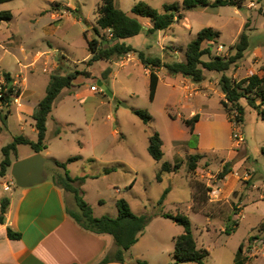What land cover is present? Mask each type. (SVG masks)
<instances>
[{
  "label": "rangeland",
  "instance_id": "obj_1",
  "mask_svg": "<svg viewBox=\"0 0 264 264\" xmlns=\"http://www.w3.org/2000/svg\"><path fill=\"white\" fill-rule=\"evenodd\" d=\"M173 1L181 3L183 0H116L124 12L143 25L140 35L121 43L149 57L160 58L163 63L184 62L187 46L197 34L205 28H214L222 36L212 44H204L203 48H213L212 57L229 58L234 54L233 48L244 25L249 23L250 47L245 58L225 75L241 80L254 74L255 68L260 71L264 67V0H242L243 7L195 8L183 13V19L168 30L155 34H148V23H151L148 18L132 12L140 2L162 12L163 6ZM100 4L101 0H14L0 5V12L10 11L13 14L12 21L0 23L1 79L4 73L21 77L25 81L24 86L21 81L15 85L23 93V103L37 104L46 96L51 75L55 72L62 75L76 71L86 73L78 76L73 88L69 89L76 98L64 100L63 94L57 100L47 126V145L58 162H66L72 157L81 158L69 164L67 172L70 176L84 179L79 185L95 215L116 218L120 199H125L136 214H185L192 223L198 246L210 253L204 264H235L237 249L248 236L243 254L252 255L248 261L250 264H264V232H251L264 218V201L261 199L264 195V120L243 101L247 108L241 127L246 135V145L230 156L221 152L224 158L232 161V166L236 165L234 172L241 180L247 177L245 182L237 184L247 205L243 217L235 215L243 209L241 203L235 204L232 200L228 202L222 198L217 207L203 205V199H216L222 190L218 175L222 172L223 158L206 156L199 161L196 171H190L192 151L189 148L195 145L185 142L189 138V130L179 117L186 119L193 110H201L199 114L205 118L224 121L220 87L222 74L204 70L205 80L198 87L192 85L194 82L191 79L190 83L183 85L179 82L169 85V80L176 76L161 68V85L156 100L151 101L150 75L137 53L89 65L91 52L88 40H99L104 47L112 44L110 33L102 31L96 23V11ZM95 29L99 30V34ZM220 45L225 47L222 53L217 51ZM21 48L32 54L28 61L24 60ZM47 52L55 55L50 63L47 58L52 54ZM209 60V56L203 58L205 62ZM27 64L30 68L24 69ZM45 68L47 73H43ZM107 69L110 72L105 75ZM103 80L107 82L105 85L112 97L105 92L92 91L93 86L101 89L99 83ZM183 86H188L187 92L200 93L186 98ZM134 109L146 110L152 117L151 122L145 124L134 114ZM19 115L26 118L14 106L8 114V121L5 120L6 124L0 120V165L4 159L2 148L15 137L33 138L30 127L24 134L21 132L23 122ZM156 132L164 142L161 163L153 160L148 152L149 140ZM34 154L30 146L22 145L18 147V155H12L11 159L14 164ZM164 162L180 163L181 168L178 173L167 174L163 182H158L156 177ZM11 170L8 178H0L1 201L18 190ZM46 170L47 174L56 171L51 164L46 165ZM250 182L256 187L249 186ZM167 189L169 193L160 204ZM194 189L198 191L196 205L192 200ZM238 195L235 193V196ZM236 208L239 210L236 211ZM229 219L239 223L232 235L222 231L229 225ZM174 227L171 233L163 232L177 236L183 233L182 226ZM250 237L253 238L251 242ZM160 239H155L145 259L140 262L173 263L174 244L164 234Z\"/></svg>",
  "mask_w": 264,
  "mask_h": 264
},
{
  "label": "trees",
  "instance_id": "obj_2",
  "mask_svg": "<svg viewBox=\"0 0 264 264\" xmlns=\"http://www.w3.org/2000/svg\"><path fill=\"white\" fill-rule=\"evenodd\" d=\"M14 0H0V5L9 3ZM242 0H217L211 2V0H183L173 1L172 3H166L163 6V11L153 9L143 2L138 3L132 10V12L139 17L148 18L152 23V27L148 29V34H155L158 31H165L171 28L176 22L183 19V13L195 8H219L226 6L243 7ZM13 20V14L10 11L0 12V23L10 22ZM96 23L102 31H108L112 38V44L107 47L103 46V43L99 40H88L89 50L91 52V59L89 65L100 62L102 60L113 61L115 58H121L130 53H137L141 64L150 69V100L154 101L158 89L159 77L156 70L165 68L171 74L178 76L181 75L184 78L191 79L194 83H201L205 80L204 70L208 72H214L222 74L220 79V87L224 94V100L221 104L230 122L235 120L241 124L244 121L246 105L254 110L259 117L264 120V75H252L241 80H234L227 75L226 72L230 71L232 67L236 66L238 62L244 59L245 53L250 47V39L248 31L250 28L249 23H246L242 33L240 34L237 43L234 46L235 54L229 58L212 57L210 49L203 48L205 43H213L219 39L222 35L220 31L214 28H205L201 30L194 41H192L186 49L184 62L163 63L160 58H152L147 56L144 52H139L132 46H127L125 43H121L123 40H127L136 37L143 31L142 23L126 12H124L117 4L116 0H101L100 6L96 11ZM99 34V30L95 29ZM85 38L88 39L87 33ZM209 56L210 60L205 62L203 58ZM264 71V69H263ZM110 72V69L105 71V75ZM86 73L74 72L67 75H62L59 72H55L51 75V80L47 88L46 96L42 99L33 115L35 121V128L38 132L37 141H31L25 136H17L13 141L2 148L4 159L0 165V178L8 176L10 169L13 166L11 159L12 155H18V147L22 145L30 146L35 154L43 153L47 150V123L56 100L61 93L66 89H71L74 86V81L80 75ZM104 79H107L106 77ZM14 78L10 73L3 74V83L0 87V102L2 108H0V120L5 123L8 118L9 107L12 105L13 99L21 96V91L17 89L14 84ZM246 102V105L243 104ZM7 111V112H6ZM134 114L137 115L145 124H149L152 120L151 115L146 110L134 109ZM6 113V114H5ZM200 120V115L196 114L191 119H183L184 124L189 128L191 133V141L189 145L197 144V136L194 134V126ZM58 131L57 135H59ZM163 140L159 133H154L149 140L148 152L150 156L156 162L160 163L164 159L163 152ZM203 159L201 155L190 156V171L194 172L198 168L199 161ZM80 157H72L64 163H60L56 160L54 164L57 168L65 171L64 174L57 171L51 172L53 182L60 188L71 193L74 196L75 203L78 207V212L70 213L71 217L85 230L95 234H108L115 240L116 250L113 253H109L98 264H110L126 262L128 251L135 246L140 236L146 230L148 225L152 222L155 215H137L133 212L130 204L125 199H120L117 202L118 216L116 218L103 216L95 217L93 209L84 200L82 195L81 186L84 179L72 178L67 172L69 164L80 161ZM91 162H95L91 160ZM181 168L180 163L175 165L169 162L162 164L160 172L157 174V181L162 182V176L165 173H178ZM232 172V164L226 163L222 172L218 175V180H224ZM198 191H193V201L198 204ZM169 189H167L162 196L160 204H163ZM209 197L201 201L202 204H206ZM10 207V198H4L1 201V216L0 222L5 224V216ZM238 209H236L237 211ZM238 213H235L237 215ZM162 217L172 220L179 226L184 228V233L174 239V264H204L205 259L210 255L207 249L199 248L197 240L193 233L192 223L189 217L185 214H159ZM229 225L226 227L224 233L232 235L239 223L229 219ZM253 231L264 232V223H260ZM7 234L11 240H21L22 234L14 232L8 228ZM250 237L249 242L252 241ZM245 243H242L237 258L243 253ZM139 264H145L139 262Z\"/></svg>",
  "mask_w": 264,
  "mask_h": 264
},
{
  "label": "crops",
  "instance_id": "obj_3",
  "mask_svg": "<svg viewBox=\"0 0 264 264\" xmlns=\"http://www.w3.org/2000/svg\"><path fill=\"white\" fill-rule=\"evenodd\" d=\"M54 17L56 18L57 15H54ZM148 26H150L151 28L152 23H148ZM250 30L251 29L249 28V31ZM233 51L235 54V50ZM21 52L23 54V58L25 61H28L32 57V54L30 55L27 54L24 48H21ZM47 54H52L51 56H49V58H47L49 60L48 63H50L52 57L53 56L55 57V55L52 52H47ZM240 62H238V64ZM23 68L29 69L30 64L24 65ZM144 69L150 75V69H146L145 67ZM263 69L264 67H262L260 71H257V69L255 68V73L252 75L258 74L263 76L264 75ZM161 71L162 69L156 70L157 75L159 77V84H158L155 100L157 98L158 90L161 85V77H160ZM12 77L15 80L14 84H18V82L21 81V84L24 86L25 81L21 80V77L13 76V75ZM169 81L171 82V84L169 85H174L175 82L176 83L179 82L181 83V85L191 82L189 78H184L181 75H178L174 79L172 78ZM2 83H3V78L1 79L0 77V87ZM102 83L105 85L107 82L103 80ZM192 85L198 87L199 83H193ZM187 88L188 86L186 87L183 86V90L186 91V98H188ZM70 91L71 90L67 89L61 93V95L64 94V100L76 98V96H73V94H71ZM198 93H200V91L195 92L194 96L197 95ZM222 96L223 99L222 98L221 99L224 100L223 92H222ZM23 99L24 96L22 93L20 97L13 100L12 105L9 107V111L11 112L14 106H16L17 110L26 116L27 119L26 118L24 119L22 117L20 118L19 115V119L21 120V122H23L22 123L23 126L21 127V132L24 134L27 130V127H30L31 133L33 134V138H29V137L27 138H29L31 141H37L38 132L35 128V121L33 119V115L36 112L39 103L37 104H32L29 102L23 103ZM0 108H2L1 104H0ZM200 111L201 110L198 111L193 110L191 112L190 117L186 118V119H191L196 114L200 115V120L194 126V134L197 136V144L196 146H193L189 149L190 151H192L191 152L192 155L198 154L203 156V158L212 155L214 157L218 156L219 158L220 157L223 158L221 159V167L223 170L224 165H226V163H232V161L230 159L224 158V153L221 152H227L228 155L230 156L232 155V153H234V151L238 150L234 147V142L231 134V128L233 129L232 123L227 118L226 113H225V120L220 121L217 118H205L204 116L199 114ZM179 118L185 119L184 116ZM172 121H176V120H172ZM191 137L192 136L189 130V138L185 140V142H189ZM245 139H246V135H245ZM245 145H246V141H245ZM48 149L49 146L47 150H45L42 154L51 159L54 158L57 161V158L53 157L52 154H50V152L48 151ZM60 163H64V162H60ZM176 163L177 162L170 164L175 165ZM53 167L56 169L57 172L59 173L62 172V169L57 168L55 164L53 165ZM235 167L236 165L232 166V172L224 180L221 181L220 184L222 186V190L220 194L216 195L215 197L216 199L209 198L208 202L205 205L207 206L213 205L214 207H217L218 203L221 202L222 198L225 200L227 199L228 202L232 200L233 202H235V204L241 203L240 206L243 209L236 215V217L242 218L245 209L247 208V205L244 204L242 200L243 196L242 194H240L238 190L239 187L237 184L239 182H245L247 178L245 176L244 180H241L238 174L234 172ZM167 174L171 176L176 173L163 174L162 182L165 178V175ZM71 177L78 178L77 176H71ZM6 178H8V176L2 179H6ZM249 186L256 187V185L251 182L249 183ZM235 193H238L239 195L235 196ZM70 195L72 196L71 199H69ZM82 195L85 200L86 198L84 196L85 193L83 190H82ZM9 198H10V207L5 216V224H2L0 222V264H98L109 253H113L116 250L115 240L111 235L95 234L90 231H87L83 229L71 217L69 212L70 213L78 212L76 210L78 207L75 203L74 196L71 193L65 191L64 189L58 187L53 182L51 174H48V179L45 183L26 189L18 188V190L15 191L14 194H11ZM261 199L262 201H264V195L261 196ZM192 200H193V192H192ZM117 213L119 214L118 210ZM196 213H201V212L196 211ZM137 215H143V214H137ZM0 216H1V200H0ZM94 216L103 217V216H97L95 215V213ZM262 221H264V218L262 219ZM262 221H260L259 224ZM259 224H257L251 229L252 233L253 230L256 227H258ZM175 225L178 224H176L172 220L162 217L159 214L155 216L152 222L148 225L146 230L140 236L138 243L128 251L126 262L124 264H139V262L142 261V259H145L146 253L148 252V249L152 246V243L156 241L155 239L157 238L160 239L163 234L164 237L170 239L171 243L174 244V250H175L174 239L180 235L177 236V234L174 235L165 234V232L171 233V229L175 228L174 227ZM8 228L12 229L14 232L21 233L22 234L21 240L9 239L7 234ZM164 230L166 231L163 232ZM222 231L224 232L225 229L222 228ZM156 235H159L160 238L157 237ZM247 238L244 240L243 243L246 242ZM240 246L238 247L236 252L235 264H250L248 261L252 255H250L249 253L247 255L242 253L237 258V253ZM243 252L245 253V250ZM253 252L254 253L256 252V248L253 249ZM172 262H173L172 264H174V256ZM110 264H120V263H110Z\"/></svg>",
  "mask_w": 264,
  "mask_h": 264
},
{
  "label": "water",
  "instance_id": "obj_4",
  "mask_svg": "<svg viewBox=\"0 0 264 264\" xmlns=\"http://www.w3.org/2000/svg\"><path fill=\"white\" fill-rule=\"evenodd\" d=\"M99 85L106 95L112 97L106 85L102 82ZM47 164L54 165V161L45 157L42 153L15 162L11 168V176L16 186L20 189H26L45 183L48 179Z\"/></svg>",
  "mask_w": 264,
  "mask_h": 264
},
{
  "label": "built area",
  "instance_id": "obj_5",
  "mask_svg": "<svg viewBox=\"0 0 264 264\" xmlns=\"http://www.w3.org/2000/svg\"><path fill=\"white\" fill-rule=\"evenodd\" d=\"M209 49H210V51L212 53L213 48H209ZM224 50H225V47L222 46V45H220L217 48V51L219 53L224 52ZM47 72H48V69L45 68L44 69V73H47ZM187 90H189V89H187ZM92 91H94L96 93H103V91L101 89H99V87H97V86H93L92 87ZM194 93L195 92H193V91H189V92H187V96L188 97H192L194 95ZM0 97H1V95H0ZM0 104H1V102H0ZM231 123H232V126H233L232 138H233V142H234V147L236 149H241L245 145V141H246L245 135H244V133L242 131V127H241L242 124L237 122L236 120L234 122H231Z\"/></svg>",
  "mask_w": 264,
  "mask_h": 264
}]
</instances>
